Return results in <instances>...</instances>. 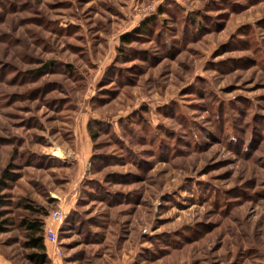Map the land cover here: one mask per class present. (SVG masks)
Listing matches in <instances>:
<instances>
[{"label":"rangeland","instance_id":"obj_1","mask_svg":"<svg viewBox=\"0 0 264 264\" xmlns=\"http://www.w3.org/2000/svg\"><path fill=\"white\" fill-rule=\"evenodd\" d=\"M35 218L45 264H264V0H0L2 257Z\"/></svg>","mask_w":264,"mask_h":264},{"label":"trees","instance_id":"obj_2","mask_svg":"<svg viewBox=\"0 0 264 264\" xmlns=\"http://www.w3.org/2000/svg\"><path fill=\"white\" fill-rule=\"evenodd\" d=\"M45 226L43 219L35 218L24 221L27 240L26 247L32 248L35 252L28 254V258L34 264H45L49 262L48 249L45 242ZM3 231V226L0 224V232Z\"/></svg>","mask_w":264,"mask_h":264},{"label":"built area","instance_id":"obj_3","mask_svg":"<svg viewBox=\"0 0 264 264\" xmlns=\"http://www.w3.org/2000/svg\"><path fill=\"white\" fill-rule=\"evenodd\" d=\"M51 217L54 221L62 223L66 218V212L62 209L52 212ZM45 242L48 249L50 259L60 258L63 254L62 246L59 238L58 229L53 226H45Z\"/></svg>","mask_w":264,"mask_h":264},{"label":"crops","instance_id":"obj_4","mask_svg":"<svg viewBox=\"0 0 264 264\" xmlns=\"http://www.w3.org/2000/svg\"><path fill=\"white\" fill-rule=\"evenodd\" d=\"M0 264H14L13 262L7 260L6 258L0 255ZM57 264V263H56Z\"/></svg>","mask_w":264,"mask_h":264},{"label":"bare ground","instance_id":"obj_5","mask_svg":"<svg viewBox=\"0 0 264 264\" xmlns=\"http://www.w3.org/2000/svg\"><path fill=\"white\" fill-rule=\"evenodd\" d=\"M55 155L61 157L62 153L60 151H56Z\"/></svg>","mask_w":264,"mask_h":264}]
</instances>
